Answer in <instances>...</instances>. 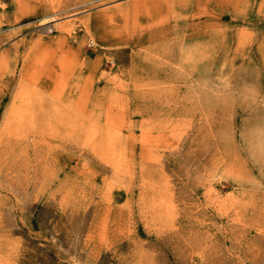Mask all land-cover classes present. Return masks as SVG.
<instances>
[{
	"label": "rangeland",
	"instance_id": "rangeland-1",
	"mask_svg": "<svg viewBox=\"0 0 264 264\" xmlns=\"http://www.w3.org/2000/svg\"><path fill=\"white\" fill-rule=\"evenodd\" d=\"M0 264H264V0H0Z\"/></svg>",
	"mask_w": 264,
	"mask_h": 264
}]
</instances>
